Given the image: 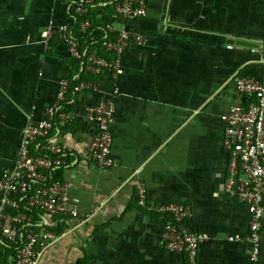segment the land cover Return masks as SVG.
Returning a JSON list of instances; mask_svg holds the SVG:
<instances>
[{"label":"crops","instance_id":"1","mask_svg":"<svg viewBox=\"0 0 264 264\" xmlns=\"http://www.w3.org/2000/svg\"><path fill=\"white\" fill-rule=\"evenodd\" d=\"M75 1L0 0V173L14 161L28 117H45L61 80L68 79L70 120L57 122L51 135L70 152L72 166L62 176L71 196L82 211L97 208L90 222L60 220L64 236L38 264H188L185 252L162 246L160 232L169 216L137 203L139 182L146 184L150 200L192 205L187 226L208 234L197 264H264V216L259 259L252 260L240 240L248 234L250 212L225 188L222 120L246 96L236 77L259 74L264 0H149L148 14L138 24L117 16L114 0H97L89 17L85 14L97 36H104L109 22L148 34L145 46L123 54L124 70L117 77L107 70L92 75L83 61L78 65L58 30L47 46L41 41L54 10L56 27L69 23L87 49L102 52L100 39L82 34ZM239 38L253 45L235 43ZM83 78L96 79L100 94L70 93ZM114 91V164L98 167L87 158L98 125L83 108Z\"/></svg>","mask_w":264,"mask_h":264},{"label":"built area","instance_id":"2","mask_svg":"<svg viewBox=\"0 0 264 264\" xmlns=\"http://www.w3.org/2000/svg\"><path fill=\"white\" fill-rule=\"evenodd\" d=\"M96 1H75L76 16H81L82 34L89 35L95 42L96 27L85 14ZM114 2L117 16L125 20L133 21L148 14L149 0ZM55 15L52 10L41 41L47 46L51 34L58 30L68 53L73 58L82 59L85 69L92 75L107 70L117 77L124 70L123 54L126 50L135 45L145 46L148 42V34L143 30L129 25L117 28L109 22L103 27L101 43L106 51L113 53V57L99 56L88 52L83 38L69 23L56 27ZM88 29L93 30L87 32ZM258 62V76L238 75L235 79L239 92L253 99L234 103L222 114L224 144L228 151L225 188L245 203L250 212L248 234L240 240L252 260L260 257V226L264 216V39ZM98 89L99 83L93 78L79 79L74 83L75 92L97 90L99 93ZM68 92L69 81L62 79L47 115L28 117L14 161L0 173V264H38L44 252L62 240L66 230L58 228L60 220L73 217L90 222L97 212L96 206L88 211L80 210L78 201L71 196L68 182L62 176L72 166L70 152L51 135L57 122L66 124L70 120L65 108ZM83 109L85 115L98 125L87 158L98 167H110L114 164L112 124L116 91L99 95L88 101ZM60 173L61 177L58 176ZM136 193L139 205L169 216L160 232L162 246L169 251L185 252L188 264H197L199 247L207 240L208 234L187 226L192 205L174 200H150L143 182L137 184ZM228 238L236 239L237 236L229 234Z\"/></svg>","mask_w":264,"mask_h":264},{"label":"trees","instance_id":"3","mask_svg":"<svg viewBox=\"0 0 264 264\" xmlns=\"http://www.w3.org/2000/svg\"><path fill=\"white\" fill-rule=\"evenodd\" d=\"M89 11H90V7H89V9H88ZM73 11L75 12V5H74V9H73ZM89 11L87 12V16H88V13H89ZM89 17V16H88ZM75 31V30H74ZM76 32V31H75ZM103 38V36L102 35H100L99 36V34H98V36H97V41H100L101 39ZM100 39V40H99ZM93 41V40H92ZM93 42H95V41H93ZM101 42V41H100ZM92 46V44H90V47ZM93 47H95V46H93ZM99 47V48H98ZM97 48L99 49V50H101L102 52L100 53H96V55L98 54L99 56H106V57H108V58H112L113 57V54L112 55H109L108 54V51L107 52H105V47L104 46H101L100 47V45H98L97 46ZM92 49H88V52L89 53H92V51H91ZM76 59H78L79 61L77 62V64L79 65V62L81 63V64H83V62H82V59H79V58H76ZM73 93L74 95L76 94V92L74 91V85H73V87H71L70 88V93ZM69 95V94H68ZM250 99H253V97L252 96H250V95H246L245 97H244V101L245 102H247L248 100H250ZM65 103H66V101H65ZM58 176H60L61 177V174H59Z\"/></svg>","mask_w":264,"mask_h":264},{"label":"water","instance_id":"4","mask_svg":"<svg viewBox=\"0 0 264 264\" xmlns=\"http://www.w3.org/2000/svg\"><path fill=\"white\" fill-rule=\"evenodd\" d=\"M253 42L254 41H251L249 39H243V38L235 39V43L244 44V45H248V46L253 45ZM258 44H261V43H258Z\"/></svg>","mask_w":264,"mask_h":264},{"label":"rangeland","instance_id":"5","mask_svg":"<svg viewBox=\"0 0 264 264\" xmlns=\"http://www.w3.org/2000/svg\"><path fill=\"white\" fill-rule=\"evenodd\" d=\"M141 20H142V19H135V20L131 21V23H133V24H138V23H140ZM131 23H130V24H131Z\"/></svg>","mask_w":264,"mask_h":264}]
</instances>
